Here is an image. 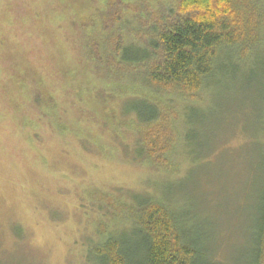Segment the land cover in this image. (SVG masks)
Segmentation results:
<instances>
[{
    "label": "rangeland",
    "instance_id": "1",
    "mask_svg": "<svg viewBox=\"0 0 264 264\" xmlns=\"http://www.w3.org/2000/svg\"><path fill=\"white\" fill-rule=\"evenodd\" d=\"M117 1L145 17L162 0ZM109 2L0 0V264H88L100 215L114 219L115 196L143 189L173 197L222 264H242L264 182V77L256 63L220 66L204 100L172 101L165 125L182 142L160 173L134 146L146 127L127 109L141 82L113 64L109 45L120 27H144L117 23Z\"/></svg>",
    "mask_w": 264,
    "mask_h": 264
},
{
    "label": "trees",
    "instance_id": "2",
    "mask_svg": "<svg viewBox=\"0 0 264 264\" xmlns=\"http://www.w3.org/2000/svg\"><path fill=\"white\" fill-rule=\"evenodd\" d=\"M116 1L107 7L117 23L125 19L132 27H144L141 35L120 27L109 45L113 64L126 73L130 70L131 83L141 82L143 90L131 91L138 100L127 109L133 123L146 127L135 133L134 146L141 159L162 173L174 165L182 142L181 131L165 125L173 115L168 111L174 109L172 101L182 110L204 100L202 94L220 66L236 73L256 63L261 80L264 77V0L154 1L151 10L143 7L145 17ZM255 74L250 72L251 77ZM260 94L264 103V89ZM158 96L162 102L153 99ZM126 194L115 196L116 210L108 209L114 219L100 215L95 238L86 241L88 264H222L221 257L192 232L173 197L164 199L152 189ZM253 218L242 264H264V182Z\"/></svg>",
    "mask_w": 264,
    "mask_h": 264
},
{
    "label": "bare ground",
    "instance_id": "3",
    "mask_svg": "<svg viewBox=\"0 0 264 264\" xmlns=\"http://www.w3.org/2000/svg\"><path fill=\"white\" fill-rule=\"evenodd\" d=\"M153 21V20H152Z\"/></svg>",
    "mask_w": 264,
    "mask_h": 264
}]
</instances>
